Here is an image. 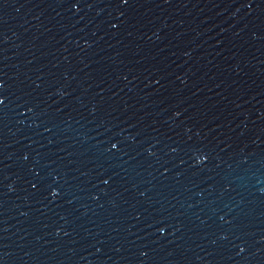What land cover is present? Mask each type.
<instances>
[{"label": "water", "instance_id": "water-1", "mask_svg": "<svg viewBox=\"0 0 264 264\" xmlns=\"http://www.w3.org/2000/svg\"><path fill=\"white\" fill-rule=\"evenodd\" d=\"M0 264H264V0H0Z\"/></svg>", "mask_w": 264, "mask_h": 264}]
</instances>
